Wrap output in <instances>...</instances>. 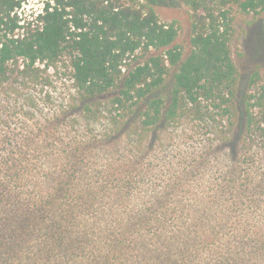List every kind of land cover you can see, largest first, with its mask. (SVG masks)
I'll list each match as a JSON object with an SVG mask.
<instances>
[{"label": "trees", "instance_id": "obj_1", "mask_svg": "<svg viewBox=\"0 0 264 264\" xmlns=\"http://www.w3.org/2000/svg\"><path fill=\"white\" fill-rule=\"evenodd\" d=\"M23 1L0 0V74L20 58L68 56L85 116L99 121L104 109L91 103L108 96L105 112L116 127L132 120L140 150L185 115L222 125L218 148L252 147L251 137L264 135V84L240 95L228 7L255 10L264 0H192L188 44L175 21L138 0H47L33 20L17 14ZM87 143L64 154L57 143L49 153L36 143L32 155L0 139V264H255L264 256L259 155H228L223 177L198 186L193 175L203 176L208 160L200 155L157 186L147 155L132 160L131 182L114 162L84 155Z\"/></svg>", "mask_w": 264, "mask_h": 264}, {"label": "rangeland", "instance_id": "obj_2", "mask_svg": "<svg viewBox=\"0 0 264 264\" xmlns=\"http://www.w3.org/2000/svg\"><path fill=\"white\" fill-rule=\"evenodd\" d=\"M46 1L24 0L17 14L33 20ZM138 2L152 5L162 22L175 21L179 28L178 41L189 43L195 14L192 0ZM228 7L233 17L231 47L240 73V95L258 93L264 84V4L255 10H242L237 5ZM197 13H204L203 8ZM128 67L123 66L124 70ZM108 98L98 97L94 99L95 104L91 103L93 108L100 104L104 109L98 113L100 120L93 121L82 111L83 102L74 86L68 56H62L55 64L37 61L28 65L23 58L10 61L6 72L0 74V139L21 144L23 149H30L32 155L36 154L32 151L36 143L48 144L44 149L46 153L53 151L52 143H57L58 152L64 154V149L74 141L89 142L84 155H99L102 162H114L131 182L132 160L137 155H147L145 164L152 170L149 173L159 176L157 186H161L163 177L173 178L180 169L191 168L200 155H208V160L201 171L203 176L193 175L198 186L208 185L210 178L223 177L228 169V155H259L258 165L264 168L263 134L251 137L252 147L232 149L225 145L218 148L216 128L222 130V125L194 121L186 115L175 125L151 136L140 150L132 134V120L116 127L112 123L115 114L105 112ZM94 137L100 140L94 141ZM255 264H264V256Z\"/></svg>", "mask_w": 264, "mask_h": 264}]
</instances>
